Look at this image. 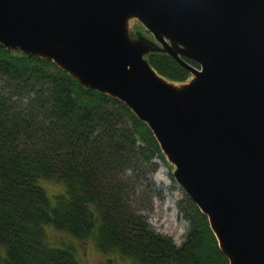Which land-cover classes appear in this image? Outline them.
I'll return each mask as SVG.
<instances>
[{
  "label": "water",
  "instance_id": "obj_1",
  "mask_svg": "<svg viewBox=\"0 0 264 264\" xmlns=\"http://www.w3.org/2000/svg\"><path fill=\"white\" fill-rule=\"evenodd\" d=\"M0 44L122 100L228 264H264V0H0ZM158 50L191 76L160 74Z\"/></svg>",
  "mask_w": 264,
  "mask_h": 264
},
{
  "label": "trees",
  "instance_id": "obj_2",
  "mask_svg": "<svg viewBox=\"0 0 264 264\" xmlns=\"http://www.w3.org/2000/svg\"><path fill=\"white\" fill-rule=\"evenodd\" d=\"M146 57L171 80L190 75L164 51ZM156 158L166 163L148 124L122 100L0 44V264H79L76 242L88 238L129 264H228L191 198L179 244L136 208L131 175L154 171ZM43 179L64 190L49 196ZM49 228L72 241L53 242Z\"/></svg>",
  "mask_w": 264,
  "mask_h": 264
},
{
  "label": "rangeland",
  "instance_id": "obj_3",
  "mask_svg": "<svg viewBox=\"0 0 264 264\" xmlns=\"http://www.w3.org/2000/svg\"><path fill=\"white\" fill-rule=\"evenodd\" d=\"M130 30L140 31L151 36L145 27L136 19L130 22ZM157 167L152 172L136 171L131 175L133 180L132 190L135 192V206L147 217L155 231L170 236L177 244L184 238L189 225L183 212L190 211V196L173 175L174 164L166 159L164 164L160 159H155ZM128 174H133L131 171ZM42 185L49 196L64 190L61 182L43 179ZM48 234L53 242L58 243L61 238L71 239L68 235L54 228L48 229ZM72 241V239H71ZM79 255V264H129V260L119 253H104L98 250L94 239L76 242Z\"/></svg>",
  "mask_w": 264,
  "mask_h": 264
}]
</instances>
